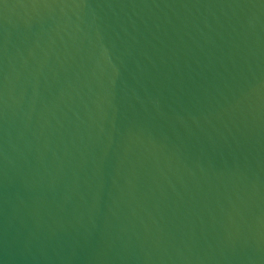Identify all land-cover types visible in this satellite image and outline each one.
Listing matches in <instances>:
<instances>
[{"label": "water", "instance_id": "95a60500", "mask_svg": "<svg viewBox=\"0 0 264 264\" xmlns=\"http://www.w3.org/2000/svg\"><path fill=\"white\" fill-rule=\"evenodd\" d=\"M0 264H264V0H0Z\"/></svg>", "mask_w": 264, "mask_h": 264}]
</instances>
